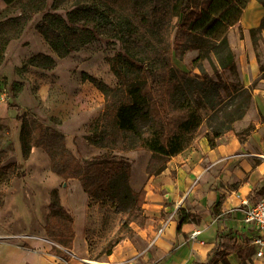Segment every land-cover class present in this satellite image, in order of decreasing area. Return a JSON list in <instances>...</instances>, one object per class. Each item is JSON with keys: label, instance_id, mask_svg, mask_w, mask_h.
Here are the masks:
<instances>
[{"label": "trees", "instance_id": "1", "mask_svg": "<svg viewBox=\"0 0 264 264\" xmlns=\"http://www.w3.org/2000/svg\"><path fill=\"white\" fill-rule=\"evenodd\" d=\"M248 1L91 0L58 13L48 8V0H5L7 6L1 12L8 15L0 20V63L8 42L19 38L36 14H41V18L35 29L58 57H65L97 39L115 45L113 55L106 58L116 78L114 86L85 72L81 74V79L88 80L104 98L102 112L85 138L97 148L119 153L150 151L147 172L157 176L172 156L190 147L202 124L207 126L204 137L208 146L214 148L231 130L232 122L245 113L251 88L238 80L223 81L209 55H214L221 71L229 70L237 75L227 31L238 22ZM256 1L264 8V0ZM261 32L264 34V13L259 25L249 30L257 59L259 39L264 43V36H257ZM190 50L197 51L192 62L200 74L191 75L172 63V56L182 60ZM204 59L210 60L217 80H212L204 70L201 64ZM28 62L46 69L55 64L53 58L41 53L30 57ZM9 106L17 109L15 104ZM16 120H20L18 114ZM253 129L251 123L238 134L239 140L246 139ZM60 139L58 135L48 142L51 159L60 161L57 174L66 179H79L88 195L100 193L121 171L128 178L129 167L113 160L114 155H110L112 161L105 160L96 170L84 175ZM132 194L133 200L122 224L124 232L108 242L103 249L105 255L122 240L135 235L131 222L140 228L145 224L147 216L142 208L145 190L132 191ZM221 201L222 197L212 208L214 216L220 213ZM187 221H196L195 215L181 210L177 230ZM44 228L59 245L53 246L55 254L68 260L74 237L73 221L49 213ZM237 237L236 230L218 231L206 259L198 264H230L227 257L232 252H237L239 264H246L253 250L239 244Z\"/></svg>", "mask_w": 264, "mask_h": 264}, {"label": "crops", "instance_id": "2", "mask_svg": "<svg viewBox=\"0 0 264 264\" xmlns=\"http://www.w3.org/2000/svg\"><path fill=\"white\" fill-rule=\"evenodd\" d=\"M6 6L5 0H0V11ZM263 13L262 5L253 0L243 24L239 18L229 27L237 32L240 43L242 34L247 50L253 49L249 30L259 25ZM259 40L264 56V43ZM240 48L241 45L236 50ZM252 55L256 70L263 71L254 50L249 56L251 60ZM244 72L240 83L249 87L255 78L246 77ZM251 90L257 92L251 93L245 113L232 122L231 130L222 137L221 143L210 148L204 137L207 126L201 130V125L190 147L172 156L159 175L144 171V181L132 186L135 190H145L143 209L147 218L143 228H136L143 242L140 250L127 239L117 244L103 260L92 262L87 259L84 232L78 224L85 219L81 213H84L89 195L79 182L64 185L54 207L53 200H49L48 188L33 191L26 184L21 188L22 182H0V264H198L206 259L217 232L228 229L238 232L239 244L252 248L246 264H264V258L255 256V247L246 239L248 234L241 223L242 202H254L264 196V78L257 77V85ZM251 123L254 129L246 139L239 140L238 134ZM147 152L148 157L151 152ZM15 153L10 141L4 140L0 144V169L13 163ZM41 183L39 187H42ZM221 197L220 213L214 216L212 208ZM162 207L167 211V217L161 212ZM181 210L193 213L196 221L181 223L177 230ZM49 213L73 221L74 237L68 260L58 257L53 251L54 244L47 241L44 225ZM161 227L162 232L156 237ZM195 231L198 232L193 236ZM242 235L244 239H240ZM55 246L59 247L57 243ZM137 255L139 259L134 258ZM227 258L230 264L241 262L237 252L230 253Z\"/></svg>", "mask_w": 264, "mask_h": 264}, {"label": "rangeland", "instance_id": "3", "mask_svg": "<svg viewBox=\"0 0 264 264\" xmlns=\"http://www.w3.org/2000/svg\"><path fill=\"white\" fill-rule=\"evenodd\" d=\"M90 2L91 0H48V8L63 13L72 9L75 4ZM252 3L253 0H249L242 12L241 24ZM7 15L0 11V20ZM40 18L41 14H36L25 25L21 36L8 42L0 63V144L8 140L14 145L16 152L12 164L1 166L0 182H22L21 188L26 184L33 191H45L48 188L49 200L52 199L53 207L56 206L54 201L60 199L63 186L68 182H79V179H66L57 174L60 161L54 162L51 159L48 142L58 135L64 149L70 151L82 167L84 175L96 170L103 161H112L110 155L116 157L113 160L122 161L129 167L128 178L124 171H121L100 193L89 195L84 213H81L85 219H81L78 224L84 232L86 257L89 261L97 262L105 257L103 249L108 242L124 232L122 224L133 200L132 191L142 189L135 190L132 186H138L144 181V171L147 172L151 154L147 157L148 150L144 149L134 150L133 153H119L97 148L88 142L85 137L90 134L94 120L102 112L104 98L88 80L81 79V74L85 72L114 86L116 78L110 71L106 58L113 55L116 46L97 39L65 57H58L34 27ZM245 33L248 37L247 30ZM174 36L175 30L171 35V43ZM257 36H263V33H257ZM227 39L235 55L237 75L221 71L212 53L209 55L210 60L225 82H241L245 70L246 77L255 78L251 85H248L252 88L257 85V77L264 78V70H256L252 63L253 55L252 60L249 59L253 49L247 50L243 45L242 34L240 43L237 32L229 28ZM240 45L241 48L236 50ZM259 51L258 64L264 67L260 40ZM39 53L53 58L54 66L46 69L28 62L30 57ZM196 56L197 51L190 50L183 55L182 60L172 56V63L191 75L200 74V70L192 62ZM210 60L204 59L201 64L211 79L217 80ZM255 92L257 91L251 90L252 94ZM223 96L227 97L224 93ZM9 104H15L17 109ZM17 114L20 120H16ZM205 128L206 124H202L201 130ZM63 158L64 154L61 159ZM40 182L42 187H39ZM161 212L167 217L168 213L163 207ZM130 226L135 235L124 240L130 239L140 250L143 242L136 231L138 226L133 222ZM47 241L52 245L55 243L48 235ZM134 258L139 259L140 256Z\"/></svg>", "mask_w": 264, "mask_h": 264}, {"label": "built area", "instance_id": "4", "mask_svg": "<svg viewBox=\"0 0 264 264\" xmlns=\"http://www.w3.org/2000/svg\"><path fill=\"white\" fill-rule=\"evenodd\" d=\"M241 210L243 211L242 228L248 234L246 239L255 247V256L264 258V196L254 202L244 200ZM172 215L173 213L170 217ZM162 229L161 227L157 230L156 237L161 234ZM197 232H193L192 235L194 236ZM244 238L243 235L240 237V239Z\"/></svg>", "mask_w": 264, "mask_h": 264}, {"label": "bare ground", "instance_id": "5", "mask_svg": "<svg viewBox=\"0 0 264 264\" xmlns=\"http://www.w3.org/2000/svg\"><path fill=\"white\" fill-rule=\"evenodd\" d=\"M237 262V261H236Z\"/></svg>", "mask_w": 264, "mask_h": 264}]
</instances>
